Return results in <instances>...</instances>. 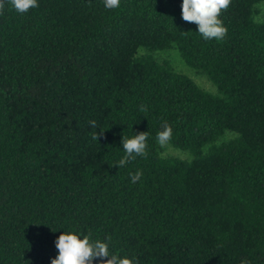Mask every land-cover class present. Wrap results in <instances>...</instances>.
I'll list each match as a JSON object with an SVG mask.
<instances>
[{"label": "trees", "instance_id": "obj_1", "mask_svg": "<svg viewBox=\"0 0 264 264\" xmlns=\"http://www.w3.org/2000/svg\"><path fill=\"white\" fill-rule=\"evenodd\" d=\"M182 2L6 5L0 264H51L63 232L133 264H264V0H231L219 41L183 21ZM169 49L215 93L153 57ZM164 122L190 160L161 157ZM141 132L147 158L116 166Z\"/></svg>", "mask_w": 264, "mask_h": 264}, {"label": "clouds", "instance_id": "obj_2", "mask_svg": "<svg viewBox=\"0 0 264 264\" xmlns=\"http://www.w3.org/2000/svg\"><path fill=\"white\" fill-rule=\"evenodd\" d=\"M121 0H103L104 6L108 10L120 7ZM10 4L18 13H27L31 8L38 7V0H0V14H2L6 5ZM231 4V0H183L181 5V16L183 21L197 25L198 33L205 40H223L228 29L223 26L219 19L221 13L226 11ZM141 112L146 108L141 107ZM90 126L95 128L96 122L91 121ZM163 130L157 133V141L161 147H166L170 142L173 131L167 122L162 125ZM102 133L94 132L93 140H98ZM148 132H141L134 137L123 138V150L126 155L117 162L118 167H124L129 161L137 156L147 158L146 141ZM131 182L136 183L141 179L142 172L130 174ZM111 241V237H108ZM58 250V256L51 260V264H93V261L99 259L101 264H133L129 258H120L115 254H110L109 244L101 241L90 242L89 236H83L81 239L77 234L64 233L59 235L55 241ZM242 264H247L242 261Z\"/></svg>", "mask_w": 264, "mask_h": 264}, {"label": "rangeland", "instance_id": "obj_3", "mask_svg": "<svg viewBox=\"0 0 264 264\" xmlns=\"http://www.w3.org/2000/svg\"><path fill=\"white\" fill-rule=\"evenodd\" d=\"M258 21L264 19V3L258 6V14L256 16ZM145 51H139V55L144 54ZM153 57L158 63L168 62L173 70L179 74H183L191 79L201 89L215 93V88L207 80V78L196 71L187 67L182 61L179 53L175 49H169L165 51H157L153 54ZM231 134H227V137H231ZM161 157H172L181 160H190V155L187 152L178 150L169 144L166 147H161Z\"/></svg>", "mask_w": 264, "mask_h": 264}]
</instances>
